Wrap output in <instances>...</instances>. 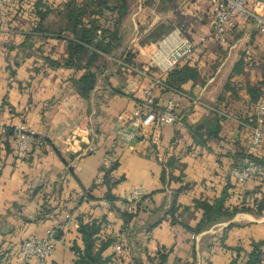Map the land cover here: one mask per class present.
<instances>
[{"label":"crops","instance_id":"1","mask_svg":"<svg viewBox=\"0 0 264 264\" xmlns=\"http://www.w3.org/2000/svg\"><path fill=\"white\" fill-rule=\"evenodd\" d=\"M44 1L61 8L67 0ZM197 3L201 10L181 0L170 5L172 12L189 20L187 39L197 43L204 38V56L198 59L202 49L192 56L198 77L179 90H166L163 84L153 88L154 107L164 109L172 101L178 120L163 125L153 136L136 130V137L127 141L122 136L123 121L144 99V89L152 80L166 76L171 51L166 40L161 51L155 43L142 45L159 23L144 34L137 30L143 26L141 3L134 12L130 4L121 20L107 11L98 17L101 27L117 31L119 43L108 53L100 52L87 68L83 62L68 64L65 33L31 31L37 24L31 17V2L13 9L9 17L16 13V19L1 24L0 121L7 127L26 122L46 146L18 155L11 136L0 132V262L14 260L24 240L53 229L58 241L45 264H74L70 247L74 240L79 242L76 217L102 215L99 202L106 186L95 179L103 157L112 152L116 168L111 175L121 180L111 189L114 218L104 231L120 232L122 220L115 209L123 208L132 188L142 189L148 198L121 232V264H229L236 254L245 260L254 243H261L257 264H264V177L239 184L229 174L230 168L241 165L239 154L246 150L243 119L252 114L248 89L260 87L264 79V33L252 19L245 27L228 30L226 41L219 44L204 15L205 1ZM61 22L50 14L43 25L55 29ZM173 32L177 45L178 35ZM206 54L215 58L211 65L218 62L208 73ZM240 59L244 63L235 73ZM88 71L96 74V82L83 97L77 81ZM227 83L236 95L224 89ZM213 113L220 117L218 136L196 143L194 131ZM262 131L255 155L264 162V123ZM92 144L94 150L85 152ZM84 189L93 199L83 198ZM222 194L229 211L241 206L257 210L258 202L263 204L257 213L241 210L203 223V210L194 202L212 203ZM58 227H62L59 238ZM111 253L112 246L104 255Z\"/></svg>","mask_w":264,"mask_h":264},{"label":"trees","instance_id":"2","mask_svg":"<svg viewBox=\"0 0 264 264\" xmlns=\"http://www.w3.org/2000/svg\"><path fill=\"white\" fill-rule=\"evenodd\" d=\"M168 3H173L177 0H166ZM198 0H188L190 5L197 3ZM31 2L32 6L30 11L31 17L36 18L37 24L31 28L34 33L39 32H49V33H65L67 40V49L69 54L68 64L73 63L75 65L81 64L83 62L84 67H88L91 61L95 60L100 52L108 53L117 47L119 39L117 38L116 30L104 29L98 24V17L103 16L105 11L115 14L116 19L121 20L124 18L130 10V0H67L61 4V8H54L52 5L45 3L44 0H12L10 3L6 4L3 8L4 18L3 23L6 22L7 18L16 19V13H13L12 17L9 14L14 9L20 8L21 4ZM194 8V6H193ZM50 14L60 18L62 21L55 29L54 26H44L43 21ZM87 20V21H86ZM117 20V21H118ZM1 26V25H0ZM234 28V27H233ZM100 30V35L98 36L97 31ZM169 31V26L160 24L153 30L152 33L148 34L146 39L143 40L142 45L147 46L149 43H156V41L166 32ZM215 40V39H214ZM217 43L220 44L217 40ZM226 41V40H225ZM87 52L88 55H87ZM197 54V53H196ZM195 56V54L193 55ZM194 57H191L186 63H179L173 69L168 70L166 76L161 80L162 87L164 89H175L179 90L181 85L187 81H194L199 75L197 66L192 62ZM245 59L248 60V57ZM245 59H240L234 65L235 73H239L242 68L243 61ZM128 61V59H125ZM249 61V60H248ZM218 62H215L212 66L216 67ZM78 91L81 96L86 97L89 95L96 82V74L93 72H85L78 79ZM259 84L264 85V79H262ZM254 86L248 89L250 101H252L251 111L252 114L249 117L243 119L244 126L246 127L247 133L249 132V126L254 125L255 112L254 105L258 99L262 96V87ZM226 91H231L236 95V90L234 91L227 83L224 88ZM234 91V92H233ZM154 102V101H153ZM220 117L216 113H213V117L210 121H206L199 125L194 131V140L196 143L205 144L206 140L210 138H215L218 136L220 131ZM7 135L11 134V129L7 127ZM45 143L46 140L44 139ZM246 156V150L239 154L240 163L242 165V158ZM253 161L257 162L262 170L255 177H264V162L256 155L249 156ZM241 165H235L239 167ZM116 168V163L111 162V164L104 170L102 176V184L106 186V193L104 198L107 199L111 208L114 210L112 202L115 197L111 193V189L114 185L120 182L121 179H116L112 177L111 173ZM85 190V189H84ZM83 190V191H84ZM83 197V193H82ZM83 198L86 200L93 199L90 193H87ZM82 200V199H81ZM128 199L124 201L122 209H115L116 213L122 220V226L120 232L123 233L125 226L134 217V213L140 208L143 203L141 200L137 206L132 211L126 210V204ZM257 202L254 199V203ZM263 201L258 202L257 210H253L248 206H241L239 208H232L230 211L224 206V196L223 194L220 198L216 199L212 203L207 201L196 200L194 205L203 210V223H210L216 220V218H221L222 216L230 217L234 213L241 210H249L251 212H260ZM49 212V210L47 211ZM77 219V236L79 242L73 241L70 247L73 253L74 264H108L111 259L110 256L104 255L107 248L112 246L113 237L111 234L104 231L105 228V218L103 215L98 217H90L85 214L78 215ZM58 232V238L62 235V227L56 228ZM261 243H254L253 249L250 251L248 257L245 260L239 258V255H235L229 264H257L259 263V245ZM124 249V246H123Z\"/></svg>","mask_w":264,"mask_h":264},{"label":"built area","instance_id":"3","mask_svg":"<svg viewBox=\"0 0 264 264\" xmlns=\"http://www.w3.org/2000/svg\"><path fill=\"white\" fill-rule=\"evenodd\" d=\"M12 0H0V25L3 22V8ZM183 3L188 0H181ZM206 3L204 15H206L212 25V36L220 43L226 40L227 31L233 27H245L254 19L257 23L258 31L264 33V3L261 0H204ZM201 4L195 3L194 10H201ZM185 14V13H184ZM179 43L174 46L167 55L166 70L173 69L179 63H186L196 52L201 50L204 38L192 42L185 36H180L178 29H175ZM165 38V37H164ZM162 41V40H161ZM201 44H200V43ZM160 45V42H159ZM248 52V50H246ZM162 85L161 80L153 79L150 87L144 89V99L132 110L129 118L123 121L122 136L130 140L136 137V130L141 135H151L158 131L163 125L173 124L178 120V116L173 111V102L168 101L164 109H157L153 105V88ZM255 121L253 126H249L246 144V156L242 158V165L230 168L229 174L239 184H243L255 177L262 170V167L249 156L255 155L260 146L263 136L262 125L264 123V95H262L254 105ZM129 127V129H128ZM11 138L13 139L15 150L18 155H24L31 149H42L46 146L44 138L39 136L26 122L11 126ZM7 126L0 121V132L7 133ZM94 150V146L89 145L85 152ZM114 160V154L107 153L100 164L96 182H102L104 170ZM89 189L85 190V194ZM141 200H148L142 189L134 187L128 194L126 210L132 211ZM99 208L105 218V227L110 228L114 218V210L110 202L103 198L99 202ZM75 224V223H72ZM69 226L70 223H66ZM53 229H47L44 236H32L24 240L15 256L14 260H2L0 264H45L52 255L57 241L54 238ZM113 237L111 259L108 264H121L123 253L124 236L121 232L111 233Z\"/></svg>","mask_w":264,"mask_h":264},{"label":"rangeland","instance_id":"4","mask_svg":"<svg viewBox=\"0 0 264 264\" xmlns=\"http://www.w3.org/2000/svg\"><path fill=\"white\" fill-rule=\"evenodd\" d=\"M130 1H131V7H132L131 12L135 11V6H137L139 3H141L143 6V9L141 11L142 12L141 18H142L143 26L137 27V30H140L141 32L143 31L142 34H144L147 31L149 32V31L153 30L155 28V25L158 23H159L158 25L164 24V25L169 26V31L164 33L155 43L157 45V51L159 49H161V43L166 40L167 37H165V36L169 35L173 31H175V29L179 30L180 36L182 35V36L187 37L189 35V32L185 26V25H187L189 20L184 18V16H180V13L175 14L174 12H172V7H171L170 3H168V1H166V0H130ZM166 6L168 7V9H165ZM228 37H229V35H228ZM159 42H160V45H159ZM203 48H204V46H203V44H201L202 50L198 55V59H201L204 56L203 55ZM223 49H226V48L224 47ZM224 55H225V53H222V55L219 56L220 59H218V60H220V62L225 57ZM205 58L208 59V62L206 64L209 63L207 66H205L207 68V73L214 71V69L218 66V64H217V66L213 68V66L211 65L212 61L215 58L213 59V57L212 56L210 57V55L208 56V54L205 55ZM209 65H211V67ZM209 76L210 75H208V77Z\"/></svg>","mask_w":264,"mask_h":264},{"label":"bare ground","instance_id":"5","mask_svg":"<svg viewBox=\"0 0 264 264\" xmlns=\"http://www.w3.org/2000/svg\"><path fill=\"white\" fill-rule=\"evenodd\" d=\"M173 34H175V32H171L168 36H167V38H166V42L168 43V44H170V46H171V49L174 47V46H176V43H174L175 41H174V39H172V35ZM163 43V42H162ZM161 49H163V44H161ZM161 49H160V51H161ZM170 52V51H169ZM160 54V53H159ZM158 54V55H159ZM165 54V53H164ZM161 55V54H160ZM166 55V54H165ZM163 57V56H162ZM165 57V56H164ZM164 59V58H163ZM165 60V59H164ZM163 60V61H164ZM167 61V60H166ZM165 62V61H164ZM163 62V63H164ZM166 63V62H165ZM166 66H167V63H166Z\"/></svg>","mask_w":264,"mask_h":264},{"label":"water","instance_id":"6","mask_svg":"<svg viewBox=\"0 0 264 264\" xmlns=\"http://www.w3.org/2000/svg\"><path fill=\"white\" fill-rule=\"evenodd\" d=\"M56 234V233H55Z\"/></svg>","mask_w":264,"mask_h":264}]
</instances>
